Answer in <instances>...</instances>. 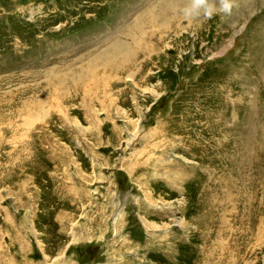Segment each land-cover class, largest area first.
Instances as JSON below:
<instances>
[{
  "label": "rangeland",
  "instance_id": "rangeland-1",
  "mask_svg": "<svg viewBox=\"0 0 264 264\" xmlns=\"http://www.w3.org/2000/svg\"><path fill=\"white\" fill-rule=\"evenodd\" d=\"M186 4L0 0V264H264V0Z\"/></svg>",
  "mask_w": 264,
  "mask_h": 264
},
{
  "label": "clouds",
  "instance_id": "clouds-1",
  "mask_svg": "<svg viewBox=\"0 0 264 264\" xmlns=\"http://www.w3.org/2000/svg\"><path fill=\"white\" fill-rule=\"evenodd\" d=\"M234 8V0H187L182 9L186 19L203 16L211 18L217 13L231 14Z\"/></svg>",
  "mask_w": 264,
  "mask_h": 264
},
{
  "label": "bare ground",
  "instance_id": "bare-ground-1",
  "mask_svg": "<svg viewBox=\"0 0 264 264\" xmlns=\"http://www.w3.org/2000/svg\"><path fill=\"white\" fill-rule=\"evenodd\" d=\"M249 5V4H248ZM254 5V4H253ZM251 7V6H250ZM194 141V140H193ZM188 142V141H187ZM192 143V142H191ZM197 166V165H196ZM194 168V167H193ZM189 169V168H188ZM193 170V169H192ZM207 170V169H206ZM191 171V170H190ZM193 172V171H192ZM188 174V173H187ZM183 175V174H182ZM190 177H191V175H189ZM183 177V176H182ZM184 177H186L185 176V174H184ZM185 179V178H184ZM182 180V179H181ZM176 183H177V181H176ZM175 185V184H174ZM176 186V185H175ZM181 224V223H180ZM62 256H63V254H62ZM56 261H58L60 264H65V262H63L62 260H60V258L58 259V260H56Z\"/></svg>",
  "mask_w": 264,
  "mask_h": 264
}]
</instances>
